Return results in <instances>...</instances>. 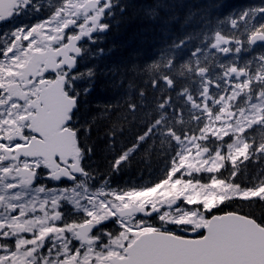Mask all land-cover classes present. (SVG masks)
Returning a JSON list of instances; mask_svg holds the SVG:
<instances>
[{
	"label": "snow or ice",
	"instance_id": "obj_1",
	"mask_svg": "<svg viewBox=\"0 0 264 264\" xmlns=\"http://www.w3.org/2000/svg\"><path fill=\"white\" fill-rule=\"evenodd\" d=\"M0 264H264V0H0Z\"/></svg>",
	"mask_w": 264,
	"mask_h": 264
},
{
	"label": "trees",
	"instance_id": "obj_2",
	"mask_svg": "<svg viewBox=\"0 0 264 264\" xmlns=\"http://www.w3.org/2000/svg\"><path fill=\"white\" fill-rule=\"evenodd\" d=\"M249 2H250V0H225V3L230 4V5L234 6V7L243 6V5H245V4L249 3ZM125 37H126V32L123 31V30L120 33L110 34L108 40L105 42L104 45H101V46L107 47L113 41L119 42L121 39H124ZM118 54H119L118 52H114L111 57H108V56L104 57L100 61V63L102 65L105 64V63H111L112 60H114L118 56ZM126 179H127V177H126Z\"/></svg>",
	"mask_w": 264,
	"mask_h": 264
}]
</instances>
